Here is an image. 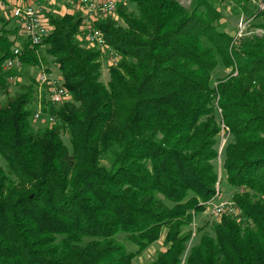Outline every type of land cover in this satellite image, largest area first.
I'll use <instances>...</instances> for the list:
<instances>
[{
  "label": "trees",
  "instance_id": "trees-1",
  "mask_svg": "<svg viewBox=\"0 0 264 264\" xmlns=\"http://www.w3.org/2000/svg\"><path fill=\"white\" fill-rule=\"evenodd\" d=\"M216 1L131 0L118 8L124 24L96 22L121 53L108 82L102 51L80 38L81 14H50L52 32L25 44L21 62L55 63L72 95L61 104L38 76L10 81V37L21 36L2 22L0 264H135L162 236L146 264H264V36L235 40ZM220 61L232 71L213 86ZM39 107L55 120L35 119ZM223 128L222 170L241 213L189 248L220 190Z\"/></svg>",
  "mask_w": 264,
  "mask_h": 264
},
{
  "label": "rangeland",
  "instance_id": "rangeland-1",
  "mask_svg": "<svg viewBox=\"0 0 264 264\" xmlns=\"http://www.w3.org/2000/svg\"><path fill=\"white\" fill-rule=\"evenodd\" d=\"M7 1L10 5L12 4L13 1L17 3V0H4ZM193 1L194 0H181V3H183L185 6L188 8L192 9L193 8ZM263 4L262 0H251L247 1H241V0H217L216 5L219 7V9L222 11L223 18L221 20V29L228 31L234 36L240 35L241 37H246L250 35H260L264 36V27H261L259 23L261 22V17L259 16V11H261V5ZM61 9L68 8L71 9L74 13H78V9H73L72 6L68 3H64L63 1L60 2ZM122 5H127L129 9H134L135 6L131 2V0H125ZM121 6V5H120ZM119 8V7H118ZM66 11V10H65ZM61 11L59 13H70V12H65ZM80 11V10H79ZM81 14V12H79ZM82 16V14H81ZM108 18H113L118 21L120 24H124V22L118 17V9L114 13L108 14L107 17L104 19ZM4 22H7L6 27L7 28H12L18 24L17 22H14V20L10 17V11L7 9H2L0 7V27ZM17 23V24H16ZM239 37V38H241ZM81 38V36H80ZM20 38H18L19 40ZM10 40L14 42L17 40L13 37V35L10 37ZM40 47L39 49L43 48ZM92 47V46H91ZM41 51V50H40ZM102 80L105 82H108L109 80V69L110 65L108 63V59L104 58L103 52H102ZM52 58L49 57V61H51ZM54 63V62H52ZM50 71L45 72L48 75L51 76H60V71L58 67L54 64H52ZM44 67H32V66H23L19 69H17V76L14 81H20V82H30L32 78L36 77L40 74V72L43 70L44 72ZM232 68L231 67H225L222 61H220L219 65L217 66L215 72L213 73L211 83L213 86L217 85V82L220 78L228 75L231 73ZM42 72V73H43ZM5 99V95L1 93L0 90V104L2 103ZM220 115H222L221 109H218ZM220 118V116H219ZM32 124H39L38 121H35L34 119H31ZM42 123V122H41ZM225 128L222 130L221 134V140H220V146H219V154H218V159H216L217 166H218V172L221 175V182L218 184V188L220 189L216 198H214L212 201L208 203L207 208L198 213L196 215V218L194 222L191 225V228L193 229V234L192 238L188 243V247L191 248L196 243L199 241L200 237L204 233H209L211 236H215V232L212 229V225H216L217 223H220L222 220L223 216H236L241 213V209L236 207L234 205L232 196L234 192L236 191L234 187H232L228 182L226 181L225 175L222 170V162H223V157H222V149L225 145V141L227 140V137L225 135ZM64 139L66 140L67 143H69V139L67 134H64ZM0 162L2 160L0 159ZM107 159H104V163H107ZM225 205V211L223 214L220 216L216 215V208L218 206ZM118 238L125 241L126 244L128 245L129 248L135 249L136 246L131 244L130 242L126 241L124 234L118 235ZM165 249L164 245V237L162 236L160 240L156 241L152 245H150L143 254L140 256L136 257L134 259L135 264H146L148 261L152 260L157 252L159 250ZM190 251V250H189Z\"/></svg>",
  "mask_w": 264,
  "mask_h": 264
},
{
  "label": "built area",
  "instance_id": "built-area-1",
  "mask_svg": "<svg viewBox=\"0 0 264 264\" xmlns=\"http://www.w3.org/2000/svg\"><path fill=\"white\" fill-rule=\"evenodd\" d=\"M61 1L73 5V9H78V12H81L83 26L80 36L83 42L88 46L99 48L103 52L104 58L108 59L110 66L118 63L121 53L107 43L104 32L96 26V22L117 11L125 0H17V3L13 1L11 5L7 1L0 0V7L10 11V17L18 23H16V27L21 36L18 40L19 37L13 35L17 40L13 45V55L4 63L5 70L22 67L21 59L25 44H28L30 48H34L41 45L50 35L52 32L50 14L65 10V12L74 13L68 8L61 9ZM261 9H264V1ZM239 37L241 36H234L235 40H238ZM42 72L38 75V79L41 84L46 86L49 99L53 103L61 104L71 99V92L65 87L60 76H51L45 71ZM15 79L16 75L10 76V81ZM34 118L37 120L48 119L51 122L55 120L54 116L45 117L40 107L36 110ZM225 208V205L221 206L220 204L216 208L215 214L220 216L224 213Z\"/></svg>",
  "mask_w": 264,
  "mask_h": 264
}]
</instances>
